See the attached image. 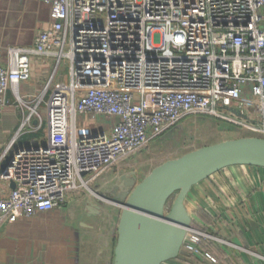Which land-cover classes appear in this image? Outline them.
<instances>
[{"label":"built area","instance_id":"obj_1","mask_svg":"<svg viewBox=\"0 0 264 264\" xmlns=\"http://www.w3.org/2000/svg\"><path fill=\"white\" fill-rule=\"evenodd\" d=\"M39 1L49 27L30 46L0 48V112L10 93L24 115L9 149L22 132H45L9 159L2 177L15 188L0 193V226L61 209L190 117L264 139V0ZM34 60L51 74L22 97ZM87 116L116 122L79 132ZM208 239L193 229L183 251L217 264L201 250Z\"/></svg>","mask_w":264,"mask_h":264},{"label":"crops","instance_id":"obj_2","mask_svg":"<svg viewBox=\"0 0 264 264\" xmlns=\"http://www.w3.org/2000/svg\"><path fill=\"white\" fill-rule=\"evenodd\" d=\"M9 1L0 0L1 3ZM19 1L21 0H14V5L18 6ZM35 1L42 8V12L45 10L47 18L46 23L41 24L38 34L49 27L50 10L39 0ZM23 9H27V5ZM12 24L20 25L16 20H12ZM5 46L7 45L0 44V48ZM50 66L39 60L33 61L31 78L21 85L24 96L35 97L41 94L51 74ZM8 99L10 106L0 112V169L17 150L34 142L39 143L42 138L32 141L36 135L28 130L22 132L9 149L20 131L24 115L13 104L10 93ZM81 118L84 126L92 127L94 133L109 132L116 122L115 119L99 116ZM32 125L35 123L32 122ZM164 139L167 138L163 136L160 141ZM5 154L6 157L3 158ZM127 167L121 165L112 169L109 172L112 174L104 177L105 186L124 174H138L135 168L125 170ZM4 172L0 171V193L6 196L12 189V183L3 179ZM137 180L142 181L140 178ZM94 199L88 196L86 202L94 203ZM70 204L50 213L38 214L31 219L20 218L14 224H2L0 264H113L116 236L109 235L104 218L91 215L87 211V205L78 211L82 216H71ZM186 208L193 225L198 227L195 229L213 235L211 239L214 241V248L211 249L217 256L213 255L218 261L217 264H264L263 168L235 166L211 176L191 190ZM208 228L211 232L206 230ZM183 253L178 259L166 264H210L202 258L194 256L197 258L195 259L192 255Z\"/></svg>","mask_w":264,"mask_h":264},{"label":"water","instance_id":"obj_3","mask_svg":"<svg viewBox=\"0 0 264 264\" xmlns=\"http://www.w3.org/2000/svg\"><path fill=\"white\" fill-rule=\"evenodd\" d=\"M175 130L164 137L173 139ZM8 166L9 160L0 171L4 172ZM235 166L264 169V139L245 136L205 146L164 162L140 182L137 173L124 174L112 187V198L96 192L99 198L93 200L96 204H88L91 215H100L104 200L121 210L113 264H166L178 259L188 234L194 229L186 208L191 190Z\"/></svg>","mask_w":264,"mask_h":264},{"label":"rangeland","instance_id":"obj_4","mask_svg":"<svg viewBox=\"0 0 264 264\" xmlns=\"http://www.w3.org/2000/svg\"><path fill=\"white\" fill-rule=\"evenodd\" d=\"M10 1L5 3L0 2V28L2 29V31H0V44L3 43V45L7 46L31 45L37 32L39 31V29H41V24L46 23L47 21L46 12L44 9V11L42 12V8L39 7L38 3L35 0H21L18 2V6L14 5V0ZM25 5H27V9H23V6ZM23 11H25V14ZM12 20H16V22H19L20 25L12 24ZM64 73L67 74L68 71H65L64 69ZM21 96L24 97V93L22 92V90ZM83 121V118L78 117L77 128L79 132L94 133V129L92 127H85ZM174 134L175 135L173 139H164V141H160L159 139L157 142L148 145L145 149H143L135 156L129 158L126 162H123L122 164H126V166H128L125 170L135 168L136 171H138L137 178L143 180L144 177L147 176L154 168L158 167L168 160L179 158L189 152L195 151L205 146H210L221 141H226L232 138H241L244 136L243 132H237V130H235L233 127H230L224 122L204 117L187 118V120H185L179 128H176ZM109 172L110 171L105 173L99 180L92 183L90 188H92L93 191L104 193L107 198H112L111 189L119 179L115 180L114 182H110L112 184L107 183V185L105 186L104 177L109 174ZM88 196L91 198L95 197L90 190L83 188L78 196L70 199L69 202L65 204L68 206L71 203V216H82L78 211L84 208V205L88 206V203L86 202ZM96 197V199H99L97 195ZM175 198L176 197L174 196L170 201L168 205L169 208L173 204ZM100 207L101 212L99 216H102L104 218L109 235L115 234L116 236L121 210L115 205H109L108 201L100 204ZM193 228L194 230H196L195 228L198 229L195 224L193 225ZM206 230H209V232H211L209 228ZM205 234H207L209 239L208 242H204L205 245L203 243V245L201 246V250L213 256L214 254L211 249L214 248V241L211 239L213 235L206 232Z\"/></svg>","mask_w":264,"mask_h":264},{"label":"trees","instance_id":"obj_5","mask_svg":"<svg viewBox=\"0 0 264 264\" xmlns=\"http://www.w3.org/2000/svg\"><path fill=\"white\" fill-rule=\"evenodd\" d=\"M41 132L38 134H33V135H36V137L34 139H32V141H35V140L39 139L40 137H43L45 132H44V130H42ZM34 143H36V142H34Z\"/></svg>","mask_w":264,"mask_h":264},{"label":"bare ground","instance_id":"obj_6","mask_svg":"<svg viewBox=\"0 0 264 264\" xmlns=\"http://www.w3.org/2000/svg\"><path fill=\"white\" fill-rule=\"evenodd\" d=\"M89 190L91 191L92 194L95 193V191H93L92 189H89ZM105 201H108V200H105ZM108 203H110V202L108 201ZM110 204H111V203H110Z\"/></svg>","mask_w":264,"mask_h":264}]
</instances>
